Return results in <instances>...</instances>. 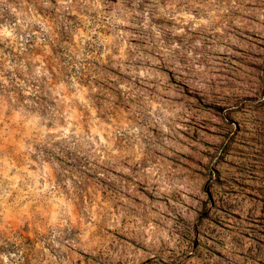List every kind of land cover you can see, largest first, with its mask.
<instances>
[{
  "label": "clouds",
  "instance_id": "obj_1",
  "mask_svg": "<svg viewBox=\"0 0 264 264\" xmlns=\"http://www.w3.org/2000/svg\"><path fill=\"white\" fill-rule=\"evenodd\" d=\"M257 2L0 0V264H70L74 250L95 255L98 247L93 243L102 222L98 194L93 193L95 198L90 200L79 189L80 177L61 170L58 164L41 163L43 175L30 171L33 161L28 155L20 165L15 157L21 154L43 156L34 143L57 155L75 152L86 157L89 167L133 176L154 197L141 205L135 221L142 226L144 244L175 246L169 231L171 212L160 201L171 199L173 192L187 193L189 188L166 167L160 153L173 154L169 151L175 146L173 133L182 127L185 117L180 108L172 106L163 78H190L195 88L211 71L204 55L206 37L219 44L211 48V54L225 53L229 46L225 18L236 17V23ZM38 8L54 9L61 20L69 15L78 18L82 27L73 30L68 21L66 30L81 49L86 42L103 47L99 59L115 69L109 80L125 99L137 82L142 85V91L136 89L132 94V100L138 102L127 113L117 114L116 97L95 83L82 86L74 77L69 78L70 83L53 82L45 56L52 55L49 42L55 40L56 25ZM260 12L258 19L264 21V8ZM141 40L143 45L133 43ZM41 47L44 56L27 55L30 48ZM7 49L11 52L6 53ZM84 59L91 57L76 56L77 61ZM17 72L24 79L18 80ZM41 85L50 100L58 98L56 107L44 114L38 102ZM17 136L21 137L18 141ZM13 144L19 151L9 152ZM54 170L62 175L59 181ZM184 199L187 202V196ZM121 219L113 217L108 226L119 227ZM20 224H31L41 237L39 243L27 241L18 230ZM73 229L75 234L70 235ZM112 258L119 256L113 252Z\"/></svg>",
  "mask_w": 264,
  "mask_h": 264
},
{
  "label": "rangeland",
  "instance_id": "obj_2",
  "mask_svg": "<svg viewBox=\"0 0 264 264\" xmlns=\"http://www.w3.org/2000/svg\"><path fill=\"white\" fill-rule=\"evenodd\" d=\"M249 7L252 11L236 23H233L236 17L225 18L229 25V46L225 53L211 54V48L219 44L206 37L208 47L204 55L211 69L206 79L193 88L190 78H163L164 86L170 90L172 106L180 108L185 117L182 127L173 133L175 146L169 150L173 154L160 153L166 167L174 170L178 180L183 178L189 188L187 193L173 192L171 199L160 201L171 212L169 231L174 247L144 244L142 226L135 221L141 205L154 197L133 176L109 168L89 167L86 157L68 151L57 155L43 144L34 143L38 153H43L39 159L26 153L15 157L22 165L23 156L28 155L33 161L30 171L40 175H43L41 163L50 167L58 164L61 170L80 177L79 189L88 193L90 200L95 198L93 193L98 194L102 222L93 238L98 245L95 255L74 250L69 255L70 264H264V21L258 19L264 0ZM38 11L56 25L55 40L49 42L52 55L45 56L53 82L70 83L69 78L74 77L82 86L95 83L116 97L117 114L127 113L138 102L132 100V94L136 89L142 91V85L137 82L133 93L125 99L109 80L115 69L99 59L103 47L86 42L81 49L73 41L71 31L66 30L68 21L72 22L73 30L82 27L78 18L69 15L61 20L54 9L38 8ZM133 43L143 45L144 41ZM9 52L11 49L6 50ZM27 55L44 56L43 48H30ZM77 55L91 59L77 61ZM7 75L10 77L11 73ZM16 78L24 79L19 72ZM45 92L41 85L38 102L42 114L55 108L58 99L50 100ZM20 99L23 100L22 95ZM13 151H19L15 144L9 148V152ZM53 175L57 181L62 178L56 170ZM84 199L82 196L81 203ZM117 216L122 217L120 226L109 227ZM18 230L30 243H39L41 237L31 224H20ZM113 252L119 259L112 258ZM128 253L132 256L128 257Z\"/></svg>",
  "mask_w": 264,
  "mask_h": 264
}]
</instances>
